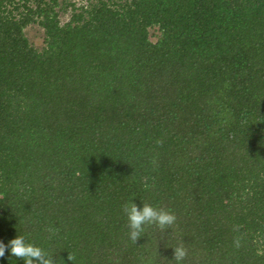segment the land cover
Masks as SVG:
<instances>
[{"label":"trees","instance_id":"16d2710c","mask_svg":"<svg viewBox=\"0 0 264 264\" xmlns=\"http://www.w3.org/2000/svg\"><path fill=\"white\" fill-rule=\"evenodd\" d=\"M132 202L176 220L133 242ZM17 235L54 264H177V245L180 264H264V0H0V240Z\"/></svg>","mask_w":264,"mask_h":264},{"label":"clouds","instance_id":"9594fccd","mask_svg":"<svg viewBox=\"0 0 264 264\" xmlns=\"http://www.w3.org/2000/svg\"><path fill=\"white\" fill-rule=\"evenodd\" d=\"M124 210L128 219L129 237L133 242L139 239L146 223H156L164 228L173 225L176 220V216L171 211L157 210L151 204H144L141 209L132 202L125 205ZM6 252L10 254V257L23 260L24 264H54L53 254L30 242L27 237L22 235H17L7 243L0 240V258L4 257ZM186 254L187 251L183 245H177L174 248V259L177 264L183 261ZM68 259L73 262L71 254H69Z\"/></svg>","mask_w":264,"mask_h":264},{"label":"rangeland","instance_id":"374dc122","mask_svg":"<svg viewBox=\"0 0 264 264\" xmlns=\"http://www.w3.org/2000/svg\"><path fill=\"white\" fill-rule=\"evenodd\" d=\"M62 1V0H61ZM72 2H77L78 5H86L90 0H71ZM61 13V20L63 22H67L70 18V10L69 11H62ZM25 34L29 39L30 43L38 50H43L46 46L45 43V31L44 29L39 26L38 24L30 25L25 29ZM150 40L152 42H157L160 37V31L157 27H153L149 30Z\"/></svg>","mask_w":264,"mask_h":264}]
</instances>
